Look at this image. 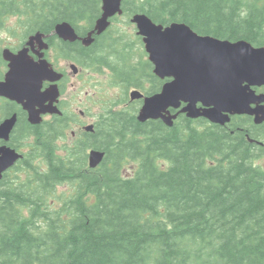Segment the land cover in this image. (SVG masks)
<instances>
[{"label": "trees", "instance_id": "16d2710c", "mask_svg": "<svg viewBox=\"0 0 264 264\" xmlns=\"http://www.w3.org/2000/svg\"><path fill=\"white\" fill-rule=\"evenodd\" d=\"M122 10L264 47V0H123ZM0 14L24 16L26 32L50 41L63 22L88 38L101 3L0 0ZM122 38L93 33L89 46L57 39V48L79 66L109 69L124 95L159 92L163 81L149 62L121 55L130 48ZM138 107L108 109L94 132L61 148L66 116L38 132L46 169L30 161L34 150L11 180L0 181V264H264V168L255 166L264 158V127L238 131L249 124L239 121L198 131L203 124L185 117L172 127L141 123ZM88 150L104 153L96 169L88 168ZM127 163H134L130 177Z\"/></svg>", "mask_w": 264, "mask_h": 264}, {"label": "water", "instance_id": "95a60500", "mask_svg": "<svg viewBox=\"0 0 264 264\" xmlns=\"http://www.w3.org/2000/svg\"><path fill=\"white\" fill-rule=\"evenodd\" d=\"M101 1L102 16L92 32L97 35L108 27L110 17L121 14L122 0ZM132 22L137 27V34L143 37L148 60L154 66V75L162 80L171 79L159 93L144 98L139 121L161 119L171 126L169 109H177L181 103L186 104L181 112L188 117H203L212 123L223 124L231 114H255L256 118L260 116L264 119V94L257 96L251 89L264 85V48H255L244 41L229 42L200 36L185 24L173 23L163 27L154 24L145 15H135ZM55 33L61 38H75L65 23L57 25ZM91 40L90 34L84 43L89 44ZM58 78L44 61L38 73L31 64L24 73L19 69L10 71L3 89L10 92L14 100L24 97V107L30 117L34 115L35 105L42 107L41 113H54L53 103L58 97L56 86H51L43 97L38 94L37 83L43 80L53 82ZM142 97L139 93L132 94V98ZM47 102L48 106H45ZM198 103L202 108H197ZM252 104L256 105L254 109L250 107ZM12 124L9 123L8 128ZM18 158L13 152L3 154L0 157V172ZM103 158L104 153L91 151L89 168H96Z\"/></svg>", "mask_w": 264, "mask_h": 264}, {"label": "flooded vegetation", "instance_id": "af4514ba", "mask_svg": "<svg viewBox=\"0 0 264 264\" xmlns=\"http://www.w3.org/2000/svg\"><path fill=\"white\" fill-rule=\"evenodd\" d=\"M9 16H0V27L5 24V20L10 19ZM27 20V18H25ZM81 31L87 30L88 27L81 26ZM75 34L77 35L76 40H66L59 38L56 34V38L67 44H73V46H84L83 40L84 36L82 37L81 32L77 31L74 27ZM86 34V33H85ZM52 35H44L40 32H17V33H9L7 38L9 41L2 45L0 43V157L3 154H9L13 152L17 154L20 158L17 162L14 163L13 166L7 168L5 171L1 172L0 174V181L3 179L11 180L16 174V171L23 168L25 166V162L30 159L31 156L34 155V150L36 151L38 156H34L31 158L30 161L33 162L35 168L41 165V158L39 151L35 149L38 144L40 143V137L38 132H40L41 136L44 135V132L47 131V125L60 122L63 118V114L66 113V124L67 127L75 126L79 123V132L84 131V127L86 126L84 122H81V117L84 116L85 112H79V118L77 119L76 116L67 108V100H63L62 97L66 93L67 85H68V78L66 73L61 71V69L54 63L50 55H54L60 58L61 61V54L59 49L57 48L58 40L52 39L51 41L49 38ZM12 39L16 40V44L12 45ZM79 49V47H78ZM65 62L68 63L69 68L71 70V62L68 59H63ZM49 63L51 68L60 74L62 78L57 82L58 89L60 91V97L58 103L55 104V107L59 111V114H41V109L39 106H34V115L30 117V114L24 108V100L23 102L15 101L11 98L10 92H7L3 89V84L6 83L7 74L10 70H21V73L27 70L28 65H32L38 73L39 68L42 66L43 62ZM75 77L79 75V71L77 73L72 72ZM49 83L43 82L40 91L45 92L49 87ZM264 91V88L261 89ZM142 104V101H141ZM141 106V105H140ZM127 107L124 105L121 109H125ZM128 108V107H127ZM185 117V116H184ZM60 119V120H59ZM196 122H201L203 126H196L198 131H205L206 128L212 127L214 128L217 125H208L205 120L198 119L194 120ZM239 121H248V129H241L238 131H253L254 127L252 126H263L264 123L257 125L253 117L247 116H235L230 118V122L227 125L231 126ZM9 122H12L11 128H8ZM6 124L5 127H2ZM94 127L96 122L92 124ZM225 126V125H222ZM9 131V132H7ZM85 134V132H83ZM73 135V133H72ZM82 135V133H81ZM42 170V168H41Z\"/></svg>", "mask_w": 264, "mask_h": 264}, {"label": "rangeland", "instance_id": "374dc122", "mask_svg": "<svg viewBox=\"0 0 264 264\" xmlns=\"http://www.w3.org/2000/svg\"><path fill=\"white\" fill-rule=\"evenodd\" d=\"M11 17L8 20H5V24L0 27V43L5 44L9 41L7 38L9 33H17L26 31V23L24 16L16 15H6ZM114 24L111 26L116 28L117 32L112 34H119L122 36L124 42L129 43L130 48L128 51L121 52V55L132 58L133 63H140L147 61V56L144 52L143 46L136 39L134 26L128 22H125L122 19L114 20ZM117 24V25H116ZM12 45H15L17 42L15 39H12ZM54 63L66 73L68 78V85L66 93L63 95L62 99L66 102L68 107L64 109H69L72 113L79 118V112H85L84 116L81 117L80 121L84 122L85 125L94 124L102 113L111 108L112 110L124 107V102L119 100L124 99L123 90L121 86L112 82L111 79H114L111 71L108 69L105 71H100L95 74L88 71V67L80 66L79 75L75 77L72 71L69 68V65L64 60L58 61V58L54 55H50ZM137 88H131L136 90ZM141 91V89H137ZM115 105V106H112ZM66 134L64 138L57 140L58 147L61 148L64 145L69 144L72 139L80 140L81 134L79 133V123L75 126L67 127L65 129ZM73 133V135H72ZM59 152L62 153L63 150L59 149ZM260 166L264 168V158L259 159L255 162V166ZM41 166L43 169H46L44 161H41ZM134 171V163H127L123 168V175L132 176ZM69 186L59 187L57 191L59 193L67 190Z\"/></svg>", "mask_w": 264, "mask_h": 264}]
</instances>
